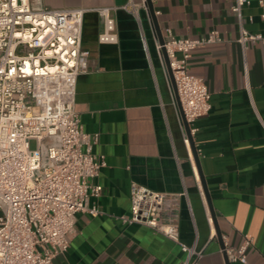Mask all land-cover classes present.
<instances>
[{"label": "crops", "instance_id": "obj_1", "mask_svg": "<svg viewBox=\"0 0 264 264\" xmlns=\"http://www.w3.org/2000/svg\"><path fill=\"white\" fill-rule=\"evenodd\" d=\"M134 1L142 25L117 9L112 15L118 41L100 43L104 19L94 9L129 0H30L35 10L87 8L81 45L90 51L89 69L78 78L75 109L84 130L99 133L93 151L106 160L93 180L102 185L101 196L90 200L99 213L77 215L70 247L54 264H179L186 258L178 243L127 220L133 182L186 193L179 206L181 241L202 251L195 264H226L147 0ZM150 1L164 39L169 32L196 38L214 29L221 36L196 49L189 62L211 94V110L193 123L192 137L225 247L239 246L247 235L249 262L264 264V44L243 50L234 0ZM243 23L251 32H264V0H250Z\"/></svg>", "mask_w": 264, "mask_h": 264}, {"label": "built area", "instance_id": "obj_2", "mask_svg": "<svg viewBox=\"0 0 264 264\" xmlns=\"http://www.w3.org/2000/svg\"><path fill=\"white\" fill-rule=\"evenodd\" d=\"M249 3L234 0L231 6L243 50L257 42L264 44V32L244 26L243 8ZM142 5L146 7V2ZM117 9L128 11L142 25L140 6L134 0L95 8L104 19L100 43L118 41L112 15ZM86 11L35 10L30 0H0V264H54L70 247L77 215L99 213L90 200L101 196L103 187L93 180L106 160L93 151L99 133L86 132L75 109L78 78L89 69L90 51L81 45ZM141 39L147 51L142 26ZM164 40L163 45L157 44L159 56L164 64V47L193 134V123L211 110V94L205 80L190 72L189 62L196 49L221 41V36L215 29L196 38L169 32ZM184 140L190 144L187 135ZM183 194L133 182L127 220L178 243L186 253L179 264H195L202 251L180 238ZM251 243L252 238L245 235L239 246L225 247L229 261L251 264L247 255Z\"/></svg>", "mask_w": 264, "mask_h": 264}, {"label": "water", "instance_id": "obj_3", "mask_svg": "<svg viewBox=\"0 0 264 264\" xmlns=\"http://www.w3.org/2000/svg\"><path fill=\"white\" fill-rule=\"evenodd\" d=\"M147 5H148L149 10H150V14H151V18H152V22H153V25H154V29H155V32H156V35H157V38H158V42L161 45H163L165 40H164L162 31H161V28H160V26L158 24V20H157V18L155 16L154 6H153V4L151 3L150 0H147ZM162 52H163L165 68L167 70L171 86L173 88L175 103L177 105V109H178V112H179V117H180V120H181V122H182V124L184 126L185 133H186V135H187V137L189 139L190 147H191L193 156L195 158V161H196V164H197V168L199 170V174H200V177H201V182H202V185H203V191L205 193V196H206V199H207V202H208V205H209L213 220H214V222L216 224L217 236H218V238H219V240L221 242V246H222V249H223V252H224L226 264H232L229 261L228 256H227L226 251H225V244H224V242L222 240V234H221V232H220V230L218 228V225H217V220H216V217H215V213H214V210H213V206L211 204V198H210L209 192L207 190V187H206V184H205V180L203 178V174H202V171H201L199 155L197 153V149H196V146H195L194 141H193V137H192V134H191V127H190L189 123L187 122V120H186V118L184 116V113H183V110H182V105H181V102H180V99H179V95H178V92H177V87H176L173 71L171 69L169 58H168L167 52H166L164 47L162 48Z\"/></svg>", "mask_w": 264, "mask_h": 264}, {"label": "rangeland", "instance_id": "obj_4", "mask_svg": "<svg viewBox=\"0 0 264 264\" xmlns=\"http://www.w3.org/2000/svg\"><path fill=\"white\" fill-rule=\"evenodd\" d=\"M30 145H31L32 148H34V147L36 146V145H35V141L32 140V141L30 142Z\"/></svg>", "mask_w": 264, "mask_h": 264}]
</instances>
